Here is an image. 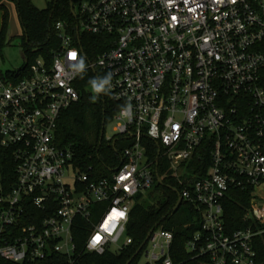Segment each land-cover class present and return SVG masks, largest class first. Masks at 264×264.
<instances>
[{
	"label": "built area",
	"instance_id": "built-area-1",
	"mask_svg": "<svg viewBox=\"0 0 264 264\" xmlns=\"http://www.w3.org/2000/svg\"><path fill=\"white\" fill-rule=\"evenodd\" d=\"M72 9L75 21L54 23L50 58L37 57L21 79L0 75V147L11 148L17 163L11 190L0 173V260L61 253L66 264H79L78 217L92 225L85 251L129 247L132 207L155 186L162 159L163 182L174 179L181 202L199 216L188 257L264 264V0H71ZM92 50L99 51L91 59ZM88 68L103 71L104 91L123 105L107 137L122 138L121 163L99 178L56 143L58 121L80 99L76 82ZM205 153L209 168L196 174ZM235 189L250 199L245 225L229 232L224 200ZM101 203L106 208H94ZM114 212L125 215L111 220ZM175 246L174 232L158 226L136 255L143 264H182Z\"/></svg>",
	"mask_w": 264,
	"mask_h": 264
},
{
	"label": "trees",
	"instance_id": "trees-1",
	"mask_svg": "<svg viewBox=\"0 0 264 264\" xmlns=\"http://www.w3.org/2000/svg\"><path fill=\"white\" fill-rule=\"evenodd\" d=\"M0 0V10H3V22L0 31L1 51L8 40L9 33V10L6 4ZM17 5L19 18L23 26L22 48L26 58L25 66L18 71H9L6 74L14 79L23 78L31 63L40 55L52 56V51L56 47V32L54 23L57 20L66 19L75 21L71 10V0H52L47 8L40 9L33 3V0H12ZM95 36L91 40L95 41ZM96 42V41H95ZM99 50L88 55L94 58ZM106 86V76L100 69H86L76 82V87L80 92V99L67 108L58 121L56 133V143L61 147H67L74 152L75 162L84 171H90L92 167L93 178L110 176L112 170L121 163L120 151L122 138H118L114 145V137L108 140L106 130L118 111L122 108L120 102L115 101L107 89L102 93L99 83ZM105 130L101 141L102 130ZM157 147V145H155ZM153 153L152 156H156ZM205 162L201 168L192 170L196 174L203 175L207 172L210 164L209 154L202 155ZM205 156V157H204ZM199 162V156L193 160ZM17 163L11 148L0 147V173L4 185L11 190L17 181ZM168 171V164L161 159L159 173L163 176ZM166 185L159 181L148 193L140 194L132 207L130 222L127 233L132 236L134 242L129 247L120 252L108 251L104 254L87 252L84 250L86 241L92 229L88 220L81 217L76 219L74 228V241L77 252L81 254L79 264H126L134 257L138 249L146 240L149 232L154 227H163L171 230L175 234L174 252L176 263L196 264L195 260L188 257L184 252L186 241L196 230L195 220L199 217L191 203L179 201V193L175 192L168 185L177 187L179 185L172 178H165ZM250 192L243 190H231L224 200L225 220L229 232H232L245 225V206L248 205ZM107 204L101 203L94 206L98 210L106 208ZM35 213L39 217H44L47 213L35 208ZM96 220V215L93 216ZM32 219L27 223H32ZM67 256L61 253L51 255L45 261L15 263L7 260H0L1 264H66ZM130 264H143L141 254L136 255Z\"/></svg>",
	"mask_w": 264,
	"mask_h": 264
},
{
	"label": "rangeland",
	"instance_id": "rangeland-1",
	"mask_svg": "<svg viewBox=\"0 0 264 264\" xmlns=\"http://www.w3.org/2000/svg\"><path fill=\"white\" fill-rule=\"evenodd\" d=\"M51 1L52 0H33V3L38 8L44 9L48 7ZM3 2L6 4L9 10V33L8 40L6 41V44L0 53V58L3 59V63L0 66V75L1 73L6 74L9 71H18L26 64V58L22 48L23 26L19 18L17 5L12 0H4ZM3 13L4 11L0 10V29L3 22ZM113 126L114 124L112 122L108 124L106 137L115 134L113 131ZM151 190L152 189L147 190L146 193H149ZM145 260L146 258L144 256L143 261Z\"/></svg>",
	"mask_w": 264,
	"mask_h": 264
},
{
	"label": "water",
	"instance_id": "water-1",
	"mask_svg": "<svg viewBox=\"0 0 264 264\" xmlns=\"http://www.w3.org/2000/svg\"><path fill=\"white\" fill-rule=\"evenodd\" d=\"M72 12L74 13L73 9H72ZM99 86H100V90L102 91V93H104L105 91H104V87H103L102 82L99 83ZM104 134H105V130H104V128H103L102 133H101V141L103 140ZM115 144H116V141H114V145H115ZM157 176H158V181H159V183L162 184V185H166V184L163 182V180H162V178H161L159 172H157ZM168 186H169L171 189H173L175 192H178V189H177V188L172 187V186H170V185H168ZM180 204H181V198H179V201H178V203H177V205H176V208H178V207L180 206ZM155 228H156V227H154V228L149 232V234H148L146 240L144 241V243L142 244V246L140 247V249L138 250V252L141 250V248L143 247V245L147 242V240H148L150 234L152 233V231H153ZM138 252H137V253H138ZM137 253H136V254H137ZM136 254L134 255V257L136 256ZM134 257H133V258H134ZM133 258L130 259L126 264H130V263L132 262Z\"/></svg>",
	"mask_w": 264,
	"mask_h": 264
},
{
	"label": "snow or ice",
	"instance_id": "snow-or-ice-1",
	"mask_svg": "<svg viewBox=\"0 0 264 264\" xmlns=\"http://www.w3.org/2000/svg\"><path fill=\"white\" fill-rule=\"evenodd\" d=\"M73 58H75L74 56H73ZM120 215H122L121 213H114V215H113V217H111L110 219L112 220V219H115L116 217H118V216H120ZM106 228L108 227V225H106L105 226ZM100 238H99V236H97L96 237V240L98 241Z\"/></svg>",
	"mask_w": 264,
	"mask_h": 264
},
{
	"label": "clouds",
	"instance_id": "clouds-1",
	"mask_svg": "<svg viewBox=\"0 0 264 264\" xmlns=\"http://www.w3.org/2000/svg\"><path fill=\"white\" fill-rule=\"evenodd\" d=\"M114 213H121L122 215H120V216H124L125 215L124 212H114ZM114 213H113V215H114Z\"/></svg>",
	"mask_w": 264,
	"mask_h": 264
},
{
	"label": "crops",
	"instance_id": "crops-1",
	"mask_svg": "<svg viewBox=\"0 0 264 264\" xmlns=\"http://www.w3.org/2000/svg\"><path fill=\"white\" fill-rule=\"evenodd\" d=\"M0 31H1V29H0ZM13 35V34H12Z\"/></svg>",
	"mask_w": 264,
	"mask_h": 264
}]
</instances>
